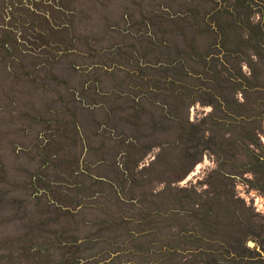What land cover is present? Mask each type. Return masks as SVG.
Listing matches in <instances>:
<instances>
[{
  "label": "rangeland",
  "instance_id": "374dc122",
  "mask_svg": "<svg viewBox=\"0 0 264 264\" xmlns=\"http://www.w3.org/2000/svg\"><path fill=\"white\" fill-rule=\"evenodd\" d=\"M184 1L0 0V264H264V59L247 120L192 103L188 141L105 73L104 50L147 46ZM134 139L164 155L128 167L114 154Z\"/></svg>",
  "mask_w": 264,
  "mask_h": 264
},
{
  "label": "trees",
  "instance_id": "16d2710c",
  "mask_svg": "<svg viewBox=\"0 0 264 264\" xmlns=\"http://www.w3.org/2000/svg\"><path fill=\"white\" fill-rule=\"evenodd\" d=\"M166 11L168 16L150 22L147 46H135L137 36H132L134 46L123 57L120 53L109 56L104 50L102 55L110 57H102L110 61V70L105 68V73L117 70L124 73L123 79L129 81L117 86L131 88L128 92L133 94L138 109L143 100L160 109V121H153L152 125L168 121L167 128L177 129L175 141H188L196 136L202 120L194 123L183 115V110L192 103L211 106L209 117H224L226 126L232 120L237 124L241 119L246 121L244 113L251 111L247 107L251 93L258 90L257 83L252 81L255 64L264 59V21L252 23L250 18L256 13L263 19V0H185L178 4V9L169 5ZM165 33L170 35L171 42L165 43ZM113 60L125 61L128 67ZM243 66L250 70L249 74ZM124 92L121 94L130 95ZM236 94L241 95L242 101L234 98ZM241 127L245 129L244 123ZM136 139L127 149L114 154L115 157L124 154L128 167L153 148L160 149L156 160L164 155L163 143L137 144ZM193 148L192 153L189 148L182 149L181 159L189 158L194 164L198 148L196 145Z\"/></svg>",
  "mask_w": 264,
  "mask_h": 264
},
{
  "label": "water",
  "instance_id": "95a60500",
  "mask_svg": "<svg viewBox=\"0 0 264 264\" xmlns=\"http://www.w3.org/2000/svg\"><path fill=\"white\" fill-rule=\"evenodd\" d=\"M248 245L249 246H252L253 245V242L252 241H248Z\"/></svg>",
  "mask_w": 264,
  "mask_h": 264
}]
</instances>
